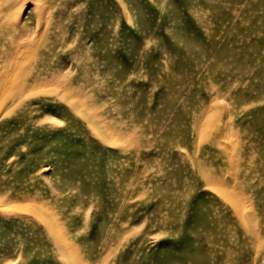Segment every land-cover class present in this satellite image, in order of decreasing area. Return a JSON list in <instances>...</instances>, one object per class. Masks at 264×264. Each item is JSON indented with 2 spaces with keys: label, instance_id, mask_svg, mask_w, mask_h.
I'll list each match as a JSON object with an SVG mask.
<instances>
[{
  "label": "rangeland",
  "instance_id": "rangeland-1",
  "mask_svg": "<svg viewBox=\"0 0 264 264\" xmlns=\"http://www.w3.org/2000/svg\"><path fill=\"white\" fill-rule=\"evenodd\" d=\"M4 82L0 264H264V0H0Z\"/></svg>",
  "mask_w": 264,
  "mask_h": 264
},
{
  "label": "bare ground",
  "instance_id": "bare-ground-1",
  "mask_svg": "<svg viewBox=\"0 0 264 264\" xmlns=\"http://www.w3.org/2000/svg\"><path fill=\"white\" fill-rule=\"evenodd\" d=\"M8 87H9V83H6V82H4L3 83V85L2 86H0V90H2V92L1 93H3V92H5V91H7L8 90ZM127 185V184H126ZM129 186V185H128ZM127 186V187H128ZM127 191V190H126ZM123 198V197H122ZM124 198H126V197H124ZM124 200V199H123ZM125 209V208H124ZM124 218V217H123ZM127 218V217H126ZM113 222V221H112ZM127 228V227H126ZM125 229V228H124ZM118 232H120V231H118Z\"/></svg>",
  "mask_w": 264,
  "mask_h": 264
}]
</instances>
